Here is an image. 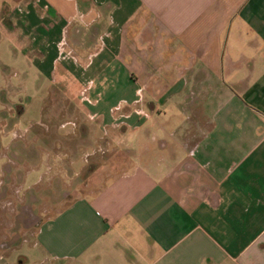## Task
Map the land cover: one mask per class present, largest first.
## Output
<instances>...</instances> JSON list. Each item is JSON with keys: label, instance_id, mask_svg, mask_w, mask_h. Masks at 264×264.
I'll return each instance as SVG.
<instances>
[{"label": "crops", "instance_id": "0c3cea01", "mask_svg": "<svg viewBox=\"0 0 264 264\" xmlns=\"http://www.w3.org/2000/svg\"><path fill=\"white\" fill-rule=\"evenodd\" d=\"M10 3L37 75L87 88L98 137L129 159L32 234L0 217V264H264V0ZM30 139L0 144L1 177ZM30 170L35 190L47 162Z\"/></svg>", "mask_w": 264, "mask_h": 264}, {"label": "rangeland", "instance_id": "374dc122", "mask_svg": "<svg viewBox=\"0 0 264 264\" xmlns=\"http://www.w3.org/2000/svg\"><path fill=\"white\" fill-rule=\"evenodd\" d=\"M5 3L12 5L10 0H0V144L2 148L20 146L31 136L29 141L37 149L7 155L9 169L0 176L4 184L0 185V217L7 218L3 220L12 225L10 229L15 233L32 234L40 220L54 214L76 195L97 190L118 174L127 166L129 156L117 148L108 149V139L98 137L101 132L81 104L87 103V88L80 89L75 80L70 89L61 88L37 75L31 57L22 52L21 39L16 38L9 25L16 14L10 16L3 8ZM44 135L47 153L39 145L40 136ZM46 162L47 175L33 190L35 172L30 168L37 163L42 172ZM30 171V178L22 183ZM23 190L37 195L41 191V197L18 201L15 196ZM3 192L8 197H1ZM23 220L29 228L23 226ZM26 241L15 248V255L29 254Z\"/></svg>", "mask_w": 264, "mask_h": 264}]
</instances>
